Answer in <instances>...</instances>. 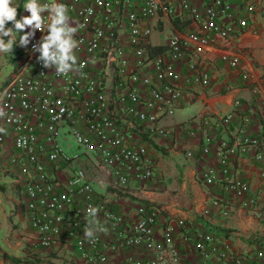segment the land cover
<instances>
[{
    "label": "built area",
    "instance_id": "1",
    "mask_svg": "<svg viewBox=\"0 0 264 264\" xmlns=\"http://www.w3.org/2000/svg\"><path fill=\"white\" fill-rule=\"evenodd\" d=\"M176 1L196 25L171 35L157 53L150 51L153 20L158 13H172V0H56L68 7L73 26H79L74 36L79 42L75 50L78 71L57 75L54 67L45 68L38 61L33 45H38L46 32L37 30L26 47L19 45L16 60L0 84V109L5 113L0 117V127L5 129L0 133V160L20 178L24 208L42 245L63 232L82 254L96 252L100 264H186L169 227L155 237L154 207L137 205L136 217L128 222L87 179L107 178V183L119 188L129 178H154L156 165L145 136L148 132L168 133L156 121L161 114L172 112L181 85L209 81L203 71L191 68L183 73L176 65L188 50L213 44L216 38L232 39L246 27L253 6L249 0H203L199 6L190 5L189 0ZM50 2L39 0L41 4ZM42 15L47 23V12ZM219 52L230 66H237V54ZM240 75L245 78L247 72ZM231 114L224 113L221 123L228 122ZM246 121L247 116L242 115L233 142H221L215 152L221 178L212 168L201 172L206 183L225 180L241 206L252 201L248 183L228 176L226 152L255 143L244 133ZM62 128L73 137L93 170V176L87 177L83 166H73L66 176L69 186H58L54 179L74 156L67 155L58 142ZM7 138L10 149L5 147ZM208 139L204 133L198 153L209 149ZM253 156L264 178V150L256 149ZM89 206L99 209L98 221L102 228L114 232L112 241L103 240L105 231L96 232L92 240L84 236ZM178 224L184 230L182 235L189 237L187 223L179 219ZM191 235L201 257L198 264H206L213 252L228 264H264L263 247L253 253H233L226 244H216L208 229L194 230ZM115 244L142 245L149 254H129L107 262L105 250Z\"/></svg>",
    "mask_w": 264,
    "mask_h": 264
},
{
    "label": "crops",
    "instance_id": "2",
    "mask_svg": "<svg viewBox=\"0 0 264 264\" xmlns=\"http://www.w3.org/2000/svg\"><path fill=\"white\" fill-rule=\"evenodd\" d=\"M249 1L253 6L241 32L232 39L216 38L213 44L188 50L176 65L183 73L191 68L203 71L209 81L205 85L199 82L181 85L172 112L161 114L156 121L168 133L148 132L145 136L156 165L154 178H129L119 188L107 183V178H87L128 222L136 217L137 205L154 207L157 210L155 237L159 238L163 229L169 227L186 264H198L201 260L191 235L197 229H208L216 244H226L233 253H253L264 248V178L259 175V162L253 156L256 149L264 150V0ZM26 2L23 1L17 19L27 15ZM202 2L189 0L190 5L199 6ZM172 6L171 14L158 13L154 17L152 29H157L160 39L150 41L151 53L159 52L171 35L196 25L187 9L181 8L176 0H172ZM20 35L16 36L17 40ZM220 50L227 55L237 54V66H230L227 58L221 57ZM9 54L0 55V84L16 60ZM244 70L245 78L240 75ZM228 111L232 113L230 120L221 123L220 117ZM242 115L247 116L244 133L255 143L246 144L243 150H227L226 161L228 176L243 178L248 183L252 198L248 206L238 204L225 180L206 183L201 177L202 171L212 168L221 178L218 172L221 163L215 152L221 142L227 145L233 142ZM204 133L209 136V149L198 153ZM5 147L11 148L9 138ZM186 151L191 154L187 155ZM75 165L83 166L87 177L93 176L89 161L82 154L74 155L57 172L58 178L54 179L58 186L71 185L66 176ZM118 189L123 193H117ZM179 219L187 223V238L182 235L184 230L178 224ZM113 233L106 230L103 240L112 241ZM105 251L107 262H117L129 254H149L142 245L115 244ZM96 255L93 251L82 254L63 232L48 245H42L24 208L20 178L9 172L0 160V264H20L12 257L25 258L21 264H100L95 260ZM206 264L228 263L213 252Z\"/></svg>",
    "mask_w": 264,
    "mask_h": 264
},
{
    "label": "clouds",
    "instance_id": "3",
    "mask_svg": "<svg viewBox=\"0 0 264 264\" xmlns=\"http://www.w3.org/2000/svg\"><path fill=\"white\" fill-rule=\"evenodd\" d=\"M19 7L13 0H0V55L13 53L17 43L26 47L30 38L37 30L46 32L38 45H33V50L39 53L38 61L45 68H55L57 75H64L70 71H78L77 56L75 50L79 42L74 39L79 26H73L68 16V7L65 4L52 2L41 4L39 0H27L24 10L30 15L17 19ZM47 12V23L42 13ZM89 13L91 10L89 9ZM11 24V27L8 25ZM30 29V31H25ZM17 33L22 35L16 39ZM5 115L0 109V117ZM5 129L0 127V133ZM99 209L89 206L87 209V227L84 236L92 240L95 233L106 231L98 221Z\"/></svg>",
    "mask_w": 264,
    "mask_h": 264
},
{
    "label": "rangeland",
    "instance_id": "4",
    "mask_svg": "<svg viewBox=\"0 0 264 264\" xmlns=\"http://www.w3.org/2000/svg\"><path fill=\"white\" fill-rule=\"evenodd\" d=\"M14 2V0H13ZM8 27H11V24L8 25ZM19 33L15 34L16 36H18ZM164 34V33H163ZM162 34H160L159 36H161ZM158 36V31L157 29L153 28L151 30V33H150V41H156V39H160L157 37ZM157 37V38H156ZM14 48H16V51L15 49L13 50V53L14 55H16L18 53V48H19V45H16ZM65 128H62L61 132H59V134L57 135V139H58V142L60 143L61 147L63 148L64 152L67 154V155H80V151H81V148L76 145L73 137L66 131H64ZM67 143H69V145H67Z\"/></svg>",
    "mask_w": 264,
    "mask_h": 264
},
{
    "label": "trees",
    "instance_id": "5",
    "mask_svg": "<svg viewBox=\"0 0 264 264\" xmlns=\"http://www.w3.org/2000/svg\"><path fill=\"white\" fill-rule=\"evenodd\" d=\"M23 1L24 0H14V4L16 5V6H18L19 7V9H18V13H19V11H20V9H21V7H22V3H23ZM18 35H20V33L18 34ZM15 49V51H16V48H14ZM150 50H151V48H150ZM9 57L11 58V59H15L16 57H17V55H14V54H9ZM117 193H123L121 190H115ZM12 259L14 260V261H16L17 263H23L24 261H26V259L25 258H21V257H12ZM49 264V263H48Z\"/></svg>",
    "mask_w": 264,
    "mask_h": 264
}]
</instances>
